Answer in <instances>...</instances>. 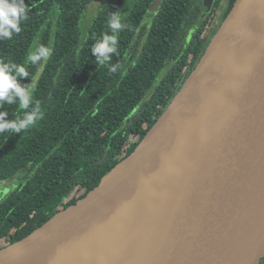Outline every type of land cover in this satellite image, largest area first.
<instances>
[{"label":"water","instance_id":"obj_1","mask_svg":"<svg viewBox=\"0 0 264 264\" xmlns=\"http://www.w3.org/2000/svg\"><path fill=\"white\" fill-rule=\"evenodd\" d=\"M214 2L203 1L206 12ZM171 100L97 187L1 248L0 264L63 240L54 264H104L125 245L124 264H264V0L235 1ZM125 166L138 176L117 221L68 239L94 219L116 190L105 182Z\"/></svg>","mask_w":264,"mask_h":264},{"label":"trees","instance_id":"obj_2","mask_svg":"<svg viewBox=\"0 0 264 264\" xmlns=\"http://www.w3.org/2000/svg\"><path fill=\"white\" fill-rule=\"evenodd\" d=\"M93 1L25 0L32 10L22 31L0 40V60L17 64L40 45L52 48L47 62L26 65L30 76L20 81L35 79L43 119L20 133H0V182L18 179L0 199V249L85 197L136 149L236 0H215L205 16L203 0H163L151 21L144 19L153 0H107L89 22ZM114 11L129 27L102 66L91 49L111 34ZM0 110L10 120L25 111L18 104Z\"/></svg>","mask_w":264,"mask_h":264},{"label":"clouds","instance_id":"obj_3","mask_svg":"<svg viewBox=\"0 0 264 264\" xmlns=\"http://www.w3.org/2000/svg\"><path fill=\"white\" fill-rule=\"evenodd\" d=\"M31 10L25 0H0V40L11 39L14 34H19L22 31L21 25L28 20V13ZM128 27L118 11L111 14L108 18L111 34H103L91 49L93 54L97 55L99 65H105V61L109 60V53L117 51V34ZM51 54L50 46L40 45L29 52L23 64L0 60V109L5 105L18 104L20 109L25 110L23 116L17 115L11 120L8 119L7 111L0 110V133L6 131L20 133L43 119L44 113L40 102L34 100L35 79L26 84H21L20 81L30 76L26 65H40L47 62ZM110 71L114 72L115 68L111 67ZM14 97H18V101L14 100Z\"/></svg>","mask_w":264,"mask_h":264},{"label":"bare ground","instance_id":"obj_4","mask_svg":"<svg viewBox=\"0 0 264 264\" xmlns=\"http://www.w3.org/2000/svg\"><path fill=\"white\" fill-rule=\"evenodd\" d=\"M137 176L138 173L134 169L128 166L120 167L117 170H115L105 182L106 184H109L110 186L116 188L114 193H112L110 197L107 199V201L100 208H98V211L94 219L86 223L84 226H82L72 236L68 237V239L92 227L104 226L107 222L115 223L118 217H114L113 211L121 203L122 199L126 195V191L131 187L133 182L136 180ZM130 215H134L138 219H140L141 217V213L139 212H132L130 213ZM144 229L145 228L141 225V227L138 228L135 237L139 239L140 236L145 231ZM65 241L66 240L60 241L44 249L42 252H39L34 257L19 264H54L53 261L54 256L63 249V243ZM128 251L129 248L127 245H125V247L123 248L121 247V250L118 251L117 254L118 257L113 258V256H110L111 253H109L108 255L105 256L104 264H124L123 256Z\"/></svg>","mask_w":264,"mask_h":264},{"label":"rangeland","instance_id":"obj_5","mask_svg":"<svg viewBox=\"0 0 264 264\" xmlns=\"http://www.w3.org/2000/svg\"><path fill=\"white\" fill-rule=\"evenodd\" d=\"M106 1L107 0H94L91 3L90 7H88V9H87V18H88L89 22L95 16L97 11L105 4ZM162 1L163 0H153L151 6L149 8V11L145 16V19H144L145 21H151L153 19V17L155 16V14L157 13V11L160 8ZM191 34H192V32L190 31L188 33V35L186 36V39L184 40L185 43L188 42V39L190 38ZM113 168H111L108 172H110ZM108 172H106V174L104 173L102 178L105 177ZM15 181H16V183H15ZM17 184H18V179H16V178L1 181L0 182V199H2V197H4L11 190H13L17 186Z\"/></svg>","mask_w":264,"mask_h":264},{"label":"flooded vegetation","instance_id":"obj_6","mask_svg":"<svg viewBox=\"0 0 264 264\" xmlns=\"http://www.w3.org/2000/svg\"><path fill=\"white\" fill-rule=\"evenodd\" d=\"M204 1V0H203ZM216 7H217V5H215V2L213 3V6H212V8H211V10L210 11H212L213 9H216ZM210 11L209 12H206V8L204 7V9L202 10V14L205 16V15H207L208 13H210ZM192 34H193V32H192ZM192 34H191V36H192ZM190 36V37H191Z\"/></svg>","mask_w":264,"mask_h":264}]
</instances>
